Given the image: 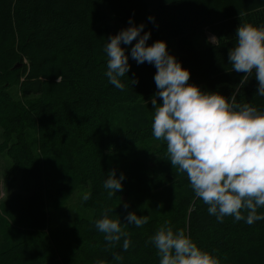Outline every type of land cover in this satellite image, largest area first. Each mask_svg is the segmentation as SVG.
I'll return each mask as SVG.
<instances>
[{"label": "trees", "instance_id": "16d2710c", "mask_svg": "<svg viewBox=\"0 0 264 264\" xmlns=\"http://www.w3.org/2000/svg\"><path fill=\"white\" fill-rule=\"evenodd\" d=\"M152 15L155 22H148ZM133 17L151 29L149 44L177 39V58L191 70L189 83L230 96L243 74L230 71L229 49L241 23L264 24V0H0V148L12 158V170L22 171L29 192L0 205V264H159L150 238L166 223L184 230L220 264H264V221L247 225L227 216L217 222L187 174L173 168L166 142L154 138L152 103H141L157 92V69L130 59L123 91L104 75L107 39ZM205 28L220 39L219 46H196ZM257 86L250 78L237 99L264 108V97L254 96ZM122 105L128 124L115 127ZM50 162L63 164L57 177L63 186H91L86 203L93 218L64 227L51 222L54 208L45 187ZM111 170L126 179L109 199L103 184ZM164 188L176 192L163 210L148 214L140 228L124 227L132 241L128 251L122 250L123 240L110 244L96 229L105 208L115 219L119 202ZM116 255L123 259L114 261Z\"/></svg>", "mask_w": 264, "mask_h": 264}, {"label": "clouds", "instance_id": "9594fccd", "mask_svg": "<svg viewBox=\"0 0 264 264\" xmlns=\"http://www.w3.org/2000/svg\"><path fill=\"white\" fill-rule=\"evenodd\" d=\"M148 22H155V16H150ZM145 28L146 22L136 24L133 17L128 27L107 39L104 75L109 84L125 90L123 78L131 69L130 59L137 65H153L157 69V92L151 100L152 132L155 139L166 142L173 168L187 174L195 196L208 205L209 215L217 222H224L227 216L247 225L264 221V212L258 211L264 208V108L237 99L252 77L258 81L254 96L264 97V24L241 23L235 33L228 62L230 71L243 75L230 96L189 83L191 70L169 50L166 40L149 44L152 31ZM219 42L215 35L208 38L213 46H219ZM125 179L116 170L108 173L103 188L109 199L122 191ZM90 195L85 193L82 199L87 201ZM111 211L105 208L95 227L110 244L123 240L122 250L126 252L132 241L124 227L140 228L149 217L132 211L122 222L120 216L112 218ZM150 242L157 249L159 264H220L184 230L174 231L167 223ZM113 259L121 261L123 257L116 255Z\"/></svg>", "mask_w": 264, "mask_h": 264}, {"label": "rangeland", "instance_id": "374dc122", "mask_svg": "<svg viewBox=\"0 0 264 264\" xmlns=\"http://www.w3.org/2000/svg\"><path fill=\"white\" fill-rule=\"evenodd\" d=\"M213 35L215 34L209 28H205L203 33L195 37L196 46L200 49L206 48L209 44L208 38ZM167 42L169 50L178 56L180 51L178 49L177 39L172 38L167 40ZM24 63L28 64L26 61ZM26 76L27 73L22 75L21 79L24 80ZM195 84L200 86L199 82H195ZM14 92L17 91L15 90ZM151 100L152 97L148 100H145L143 103H141V105L146 106L151 102ZM159 102L162 103V100ZM126 105H122L117 108L115 114L117 121L113 122L115 127L125 126L128 124L125 122ZM3 134V128L0 127V145L4 141ZM37 136V133L31 132L32 142H36ZM160 144L162 143H153L154 146H159ZM124 154L125 152L121 155V157H124ZM62 167L63 164L61 162H50L47 165V173L45 177V187L48 185V188L46 189L48 196L47 201L49 200L51 207L54 208V210H51L52 212L50 213L51 222L58 227L69 226L81 218L91 219L94 216V209L87 205L86 201L82 199L85 193L91 192V186L82 185L75 190H71V188L66 184L63 186L61 183H59L62 180L59 181L57 179L58 176H61L60 172L63 170ZM12 169V158L8 155L7 151L0 148V205L2 201L13 198L17 194H24L26 192V194L29 193L23 183L22 171L18 169L13 171ZM69 176L70 174L63 176V178L66 179ZM175 192V188H164L146 196H141L140 194L138 197H134L127 202H119L116 205V216H120L123 222L127 214L132 211H135L138 215L157 214L158 211L163 210L166 201L172 200ZM125 205H128V207L125 208ZM128 226L129 225L125 227Z\"/></svg>", "mask_w": 264, "mask_h": 264}, {"label": "water", "instance_id": "95a60500", "mask_svg": "<svg viewBox=\"0 0 264 264\" xmlns=\"http://www.w3.org/2000/svg\"><path fill=\"white\" fill-rule=\"evenodd\" d=\"M21 67V64H17L15 65V68Z\"/></svg>", "mask_w": 264, "mask_h": 264}]
</instances>
